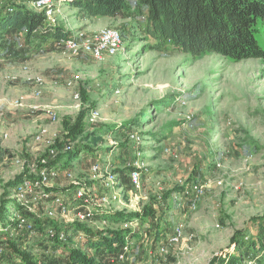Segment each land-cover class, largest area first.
<instances>
[{
  "label": "rangeland",
  "instance_id": "1",
  "mask_svg": "<svg viewBox=\"0 0 264 264\" xmlns=\"http://www.w3.org/2000/svg\"><path fill=\"white\" fill-rule=\"evenodd\" d=\"M68 1L56 0V23L73 39L81 43L109 28L120 31L122 46L96 57L82 43L72 50L29 42L26 33L0 35V54L6 53L0 56V204L9 182L47 167L58 168L50 189L70 207L68 215L50 219V203L28 201L35 213L22 214L42 221L43 231L15 232L19 249L36 264H70L69 249L92 254L73 227L77 214L92 211L99 217L83 226L136 233L125 243L145 264L164 258L169 264H253L262 258L264 250L247 246L264 223V60L159 51L132 3L129 17L91 20ZM7 3L34 10L31 0H0V6ZM257 38L264 48V32ZM81 114L85 131L68 144L64 121L75 125ZM76 150L82 151L65 166L67 153ZM79 186L88 189V204L75 199ZM148 207L154 215L141 222L135 216ZM115 213L126 217L107 220ZM51 225L67 233V243L46 238ZM176 229L183 238L170 244ZM6 241L0 235V264H23Z\"/></svg>",
  "mask_w": 264,
  "mask_h": 264
},
{
  "label": "trees",
  "instance_id": "2",
  "mask_svg": "<svg viewBox=\"0 0 264 264\" xmlns=\"http://www.w3.org/2000/svg\"><path fill=\"white\" fill-rule=\"evenodd\" d=\"M128 3H132L140 12L142 20L146 23L145 33L154 40L153 48L156 50L173 48L194 59L208 54H217L232 62L246 59L264 60V48L257 38L260 32H264V0H73L68 2L70 7L77 9L88 19L129 17ZM16 32H26L25 37L29 42L43 40L57 44L62 39L67 40L72 37L62 27L46 23L42 13L16 3L1 5L0 35ZM3 54L0 56L6 55V53ZM84 118L81 114L75 125L69 124L68 119H65L64 128L67 132L65 138L68 144L84 133ZM56 145L60 147L62 143ZM82 150L90 149L84 147ZM81 151L67 153L65 166H68ZM4 159L5 149L0 139V165ZM24 177L20 175L15 181L7 184V190L4 191L0 204V219H4L10 212L8 207L13 205V201L9 199L11 196L9 189L13 190ZM16 208L24 213L22 207ZM26 215L29 216L28 213ZM153 215L152 208L148 207L142 215L135 217L144 222L146 218ZM94 216L99 217L97 214ZM125 217L123 213H115L107 220L121 221ZM34 224L35 228L43 231L42 221L35 219ZM74 226L84 234L87 247L92 254H85L78 249H69L70 264H104L102 258L115 257L122 250L127 239L130 241L137 236L136 233L126 229L98 231L85 227L82 223ZM156 237L159 238L160 235L157 234ZM6 246L22 257L23 264H36L29 254L19 249L18 242L8 239ZM247 247L254 251L264 250V223L259 225V233L251 238ZM255 263L264 264V256Z\"/></svg>",
  "mask_w": 264,
  "mask_h": 264
},
{
  "label": "built area",
  "instance_id": "3",
  "mask_svg": "<svg viewBox=\"0 0 264 264\" xmlns=\"http://www.w3.org/2000/svg\"><path fill=\"white\" fill-rule=\"evenodd\" d=\"M73 1V0H70ZM68 1V2H70ZM31 5L35 12L42 13L45 16V21L49 25L57 26L56 23V0H31ZM26 33V32H24ZM45 33V32H44ZM81 37H84L81 35ZM82 40V46L85 50L90 51L96 57H100L104 52L115 53L122 46V36L120 31L116 29H102L96 32L90 38H85ZM78 43L76 39L72 37L67 40H60L57 42L59 45H64L72 50H77ZM71 150V145L66 147L64 151ZM58 151L56 152V154ZM54 154V153H53ZM99 166L96 164L94 170H98ZM58 168H42L38 174L35 176H25L24 179L15 186L13 189V194L9 198L15 203V207H10L9 214L11 217L4 223L0 222V235H6L7 240L15 237V232H27L31 235L37 233L35 229L34 221H31L28 217L22 214V211L17 210L16 207H22L23 211H27L31 214L35 212L32 211L31 206L28 205V201H41L42 203H50L52 205L51 211L48 216L50 219L57 218L59 215L66 216L70 213V207L66 204L64 196L61 194H56L52 191L50 182L52 179L58 177ZM139 174L133 175V181L135 185H139L140 177ZM75 199L82 203H89L90 199L88 196V189L85 187H77L75 190ZM92 211L77 214V221L79 223H85L93 217ZM183 232L181 229H176L173 237L169 240L170 244H174L180 241L183 237ZM46 238L58 244H64L68 241L67 233L57 229L55 226H50L46 230ZM7 242V241H6ZM4 248L0 247V256L3 255ZM168 254L167 247H162L160 249V255L165 257ZM167 258L156 262L155 264H169L166 261ZM107 264H144L142 262L135 261L131 257V250L129 244H125L122 250L115 256L112 257ZM253 264H256L253 262Z\"/></svg>",
  "mask_w": 264,
  "mask_h": 264
},
{
  "label": "crops",
  "instance_id": "4",
  "mask_svg": "<svg viewBox=\"0 0 264 264\" xmlns=\"http://www.w3.org/2000/svg\"><path fill=\"white\" fill-rule=\"evenodd\" d=\"M102 19H109V18L91 19V20H102ZM55 190H57V189H53V191H54L56 194H58L59 192H58V191H55ZM143 263L145 264V262H143ZM147 264H149V263H147Z\"/></svg>",
  "mask_w": 264,
  "mask_h": 264
}]
</instances>
